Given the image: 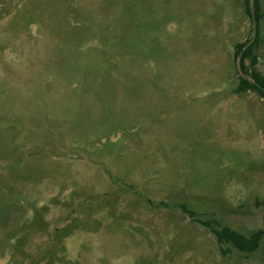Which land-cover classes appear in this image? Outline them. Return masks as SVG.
Returning <instances> with one entry per match:
<instances>
[{"label": "rangeland", "instance_id": "1", "mask_svg": "<svg viewBox=\"0 0 264 264\" xmlns=\"http://www.w3.org/2000/svg\"><path fill=\"white\" fill-rule=\"evenodd\" d=\"M253 69L264 0H0V264H264Z\"/></svg>", "mask_w": 264, "mask_h": 264}, {"label": "trees", "instance_id": "2", "mask_svg": "<svg viewBox=\"0 0 264 264\" xmlns=\"http://www.w3.org/2000/svg\"><path fill=\"white\" fill-rule=\"evenodd\" d=\"M258 18H259L258 13L256 12V19L258 20ZM256 37H255V40L248 46V48L243 53L242 69L245 74H248V71H247L248 69L245 63L246 59L251 60L253 67L256 66L258 62V60L252 54L253 47L257 43ZM249 42L250 40L238 45L236 49L237 58L240 52L244 49V47ZM251 75H252V80H249L243 75L240 76V83H239V86L237 87V92L246 91L252 88V89L257 90L264 97V75L257 69H253ZM190 214L192 215V212H190ZM216 234L220 241L232 242L234 246L237 247L242 252L255 251L259 247V244L262 241V239L264 238V230H259L249 237L238 231L232 230L230 228H224L221 231H216Z\"/></svg>", "mask_w": 264, "mask_h": 264}, {"label": "water", "instance_id": "3", "mask_svg": "<svg viewBox=\"0 0 264 264\" xmlns=\"http://www.w3.org/2000/svg\"><path fill=\"white\" fill-rule=\"evenodd\" d=\"M253 19H254V22H255V15L253 14ZM256 34H257V25H256V22H255V34H254V37L252 38V40H250V42L244 47V49L240 52L239 56H238V65H239V68L241 70L242 73H244L243 69H242V57H243V53L244 51L248 48V46L255 40V37H256Z\"/></svg>", "mask_w": 264, "mask_h": 264}]
</instances>
